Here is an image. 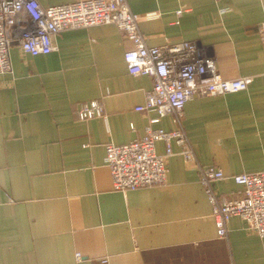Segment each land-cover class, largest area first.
Listing matches in <instances>:
<instances>
[{
	"label": "crops",
	"instance_id": "1",
	"mask_svg": "<svg viewBox=\"0 0 264 264\" xmlns=\"http://www.w3.org/2000/svg\"><path fill=\"white\" fill-rule=\"evenodd\" d=\"M128 1L150 45L196 40L224 77L253 82L187 101L197 162L173 141L166 182L116 190L107 144L141 138L148 124L178 127L170 114L152 122L157 110L136 108L154 79L129 71L133 41L109 23L63 30L45 54L13 44V70L0 73V264H264V236L240 216L219 236L199 171L221 168L218 194L240 198L233 176L264 169V0ZM91 100L103 114L81 118ZM156 149L164 154V141Z\"/></svg>",
	"mask_w": 264,
	"mask_h": 264
},
{
	"label": "built area",
	"instance_id": "2",
	"mask_svg": "<svg viewBox=\"0 0 264 264\" xmlns=\"http://www.w3.org/2000/svg\"><path fill=\"white\" fill-rule=\"evenodd\" d=\"M140 18L128 0H74L53 5H44L40 0H0V73L13 70L10 52L13 44H19L24 52L33 55L49 53L55 48L56 36L66 29L115 23L133 41V47L125 53L129 71L154 79L145 103L136 108L157 110L159 117L152 122L170 114L178 127L166 130L148 124L141 138L124 144H107L106 161L116 190L166 182L167 158L174 154L173 141L182 146L181 153L187 161L197 162L184 128L187 101L195 95L245 90L254 79L252 75L224 77L216 58L202 53L196 40L150 45L141 30ZM260 35L264 40V21L260 25ZM103 111L99 100L85 101L78 110L81 118L99 116ZM160 140L166 146L164 154L156 149ZM199 171L212 204L219 236H228L229 222L234 215L240 216L248 229L264 236V169L233 176L244 186L240 198L218 194L215 182L226 178L221 168L199 164ZM77 258H82L80 252ZM101 262L108 264V258H102Z\"/></svg>",
	"mask_w": 264,
	"mask_h": 264
}]
</instances>
